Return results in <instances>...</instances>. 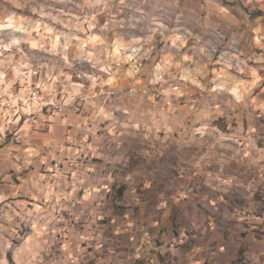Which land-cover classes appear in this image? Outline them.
I'll return each mask as SVG.
<instances>
[{"label": "clouds", "instance_id": "clouds-1", "mask_svg": "<svg viewBox=\"0 0 264 264\" xmlns=\"http://www.w3.org/2000/svg\"><path fill=\"white\" fill-rule=\"evenodd\" d=\"M0 264H264V0H0Z\"/></svg>", "mask_w": 264, "mask_h": 264}]
</instances>
